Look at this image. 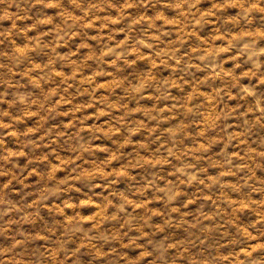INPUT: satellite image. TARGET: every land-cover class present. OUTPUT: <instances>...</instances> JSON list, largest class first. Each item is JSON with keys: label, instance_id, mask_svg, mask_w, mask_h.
I'll return each instance as SVG.
<instances>
[{"label": "rangeland", "instance_id": "1", "mask_svg": "<svg viewBox=\"0 0 264 264\" xmlns=\"http://www.w3.org/2000/svg\"><path fill=\"white\" fill-rule=\"evenodd\" d=\"M0 264H264V0H0Z\"/></svg>", "mask_w": 264, "mask_h": 264}]
</instances>
